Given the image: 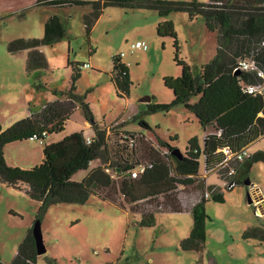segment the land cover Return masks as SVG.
<instances>
[{"label":"rangeland","instance_id":"rangeland-1","mask_svg":"<svg viewBox=\"0 0 264 264\" xmlns=\"http://www.w3.org/2000/svg\"><path fill=\"white\" fill-rule=\"evenodd\" d=\"M37 0H0V126L6 128L38 111L43 104L58 100L71 114L64 121V129L45 136L46 141L57 140L76 130L94 131L85 126L81 107L68 101L72 65L78 63L80 76L75 81V93L88 103L92 117L106 128L108 156L121 145L124 131L141 132L147 138L137 141L135 152L141 161L147 160L146 147L157 138L170 142L182 153L189 139L195 137L203 146L204 130L194 114L183 105L168 111L146 110L147 103H169L173 97L163 84L166 75L178 76L181 67L174 61L171 37L156 33L164 19L173 22L179 46V57L194 75L215 52V35L207 30L204 20L197 16L173 11L165 17L146 8L108 6L87 33L83 16L89 6H70L56 9L35 6ZM206 2L208 0H197ZM59 14L66 33L59 41L41 45L47 67L40 74L26 69L27 50L11 54L7 45L18 37L43 36L44 23L52 14ZM143 40L147 49H131L129 44ZM123 52L121 60L129 68L131 85L127 96H118L110 81L112 56ZM88 63L89 66L84 64ZM197 98L193 97L192 101ZM139 109L141 110L139 116ZM147 112H143V111ZM151 130L140 127L142 120ZM50 125V123H48ZM170 138L176 140L170 141ZM118 143V144H117ZM125 144V143H124ZM264 150V135L247 146L248 154ZM130 150V149H129ZM9 160L32 167L42 160V144L35 138L8 144ZM101 164L99 159L91 165ZM106 170L116 180L120 171L114 162ZM218 170V169H216ZM215 170V171H216ZM199 172L204 174L203 160ZM86 171H78L73 179L80 180ZM206 182L220 184L209 173ZM250 184L258 186L264 197V162H255L250 171ZM219 182V183H218ZM250 184L222 189L223 201L209 199L205 204L203 249L184 250L181 241L193 225L190 209L155 213L153 226H140V216L129 208L142 212L141 206L124 203L120 195L111 198L91 194L84 203L57 202L47 206L38 219L46 252L37 256L36 264H49L46 257H54L58 264H210V256L217 264H264V242L243 238L251 225H264V212L259 208ZM189 187V186H188ZM111 189L106 193L109 196ZM39 203L23 191L0 183V260L9 263L17 246L33 225ZM125 207V208H123Z\"/></svg>","mask_w":264,"mask_h":264},{"label":"trees","instance_id":"trees-1","mask_svg":"<svg viewBox=\"0 0 264 264\" xmlns=\"http://www.w3.org/2000/svg\"><path fill=\"white\" fill-rule=\"evenodd\" d=\"M44 5L56 9L89 6L82 20L87 33L108 6L151 9L161 17L173 11H182L188 14L189 20L201 16L207 30L214 33L216 45L212 57L194 75L190 66L179 57L173 22L164 19L156 27L158 36L172 38L174 61L181 67V73L163 77L164 86L173 93L171 101L144 103L146 110L166 112L170 107L181 104L194 114L204 130L203 146H199L197 138L189 139L181 158L171 152L174 145L157 138L156 144L146 147L147 160L141 161L135 149L137 141L145 136L141 132L123 130V142L121 145L117 143L118 150L113 152L114 156L110 159L106 128L93 119L88 103L75 93V81L80 76L78 63L72 65L68 101L77 103L86 120L91 123L94 135L90 142L86 141L83 130L73 131L56 141L45 142L46 134L64 129V121L72 113L58 100L43 104L38 111H30L26 117L6 128L0 126V182L24 191L39 203L34 222L51 204L84 203L91 194L116 201L110 197L116 194L121 196L124 203L142 207V212L129 208L140 216V226H153L156 212L187 210L178 199L181 190L203 192L216 187L215 184H206L205 177L200 174L201 158L205 171L214 170L227 157L225 148L229 149V154H234L247 149L251 142L264 135V0H37L35 3L37 7ZM65 33L61 17L54 13L44 23L42 37L12 39L7 49L11 54L27 50L26 69L38 76L47 67L46 58L39 47L59 41ZM244 60L249 61L252 68H240ZM109 76L117 95L127 96L132 82L129 68L121 60L120 54L112 56ZM250 85H261L262 88L249 91ZM193 97L197 99L192 101ZM140 112L139 109L136 115L139 116ZM139 125L151 130L143 119ZM31 137L43 142L42 161L30 168L8 164L4 156L5 144ZM172 140L176 138H170ZM96 159L101 164L91 165ZM257 161L264 162V150H256L239 161H228L229 166L235 168L231 178L236 185L244 184L252 165ZM108 162H114L120 168L116 180L106 170ZM143 164L144 169L133 176L132 171ZM82 170L86 174L80 180L73 179ZM108 189L112 190L109 196L106 194ZM209 199L222 202L223 192L213 190L210 198L202 197L192 206V229L180 243L184 250L200 252L204 247L205 220L208 218L205 204ZM243 238L264 242V225L248 226ZM37 256L31 226L17 246L12 261L4 263L0 260V264H36ZM45 259L49 264H58L54 257ZM210 264H217L212 256Z\"/></svg>","mask_w":264,"mask_h":264},{"label":"built area","instance_id":"built-area-1","mask_svg":"<svg viewBox=\"0 0 264 264\" xmlns=\"http://www.w3.org/2000/svg\"><path fill=\"white\" fill-rule=\"evenodd\" d=\"M131 49H147V44L145 43V41L143 40H136L134 42H131L129 44ZM123 55V52H120V56ZM85 66H89L88 63L84 64ZM240 68L243 69H249L252 68V64L247 61L244 60L240 63ZM260 88H262L261 85H250L248 86V90L249 91H253V90H259ZM34 138V137H31ZM86 141L90 142L91 141V137L87 136L86 137ZM224 151L228 154L227 157L225 158L223 163H219L215 166L214 171L216 170L214 173L216 174V176L218 177V179H220V184L216 185V187H213L211 190H205V191H199V190H181L178 194V199L180 201L181 206L184 209H190L192 208V206L199 202L201 200L202 197L204 198H210L211 192L213 190H217L219 192H222V189H232L236 186L235 181L233 180V178H231L234 173H235V168L233 165L228 164L229 160H242L243 158H245L248 154L247 149L244 148L234 154H229V149L225 148ZM145 165H139L138 169L133 170L132 171V175L136 176L137 173L139 171H142L144 169ZM228 167V168H227ZM207 172V171H205Z\"/></svg>","mask_w":264,"mask_h":264},{"label":"crops","instance_id":"crops-1","mask_svg":"<svg viewBox=\"0 0 264 264\" xmlns=\"http://www.w3.org/2000/svg\"><path fill=\"white\" fill-rule=\"evenodd\" d=\"M59 15V14H58ZM85 122V126L86 127H92L91 126V123L88 121V120H85L84 121ZM83 130V129H82ZM63 131V130H62ZM83 132H84V134L86 135V137L87 136H89V137H91V136H93L94 135V131H89V132H86L85 130H83ZM71 133V132H70ZM50 133H48V134H46V135H49ZM66 134H69V133H66ZM66 134H64V135H66ZM63 135V136H64ZM62 136V137H63ZM61 137V138H62ZM61 138H59V139H61ZM59 139H57V140H59ZM22 140H25V139H22ZM22 140H14V141H11V142H8L7 144H5V146H4V151H5V147L8 145V144H11V143H15V142H20V141H22ZM51 141H56V140H50V141H46L45 140V142H51ZM41 144H42V147H43V142L42 141H39ZM4 156H5V160H6V162L8 163V164H10V165H17V166H20V167H23V168H30L29 166H26V165H24V164H19V163H17V162H13L12 160H9L8 159V156L6 155V153L4 152ZM42 159H43V151H42ZM42 161V160H41ZM215 171L214 170H209V171H207V172H205V170H204V174H202V173H200L202 176H206L207 174H209V173H213V174H215L214 173ZM216 175V174H215ZM216 178H217V180L218 181H221L220 179H218V177L216 176ZM205 180H206V178H205ZM1 183V182H0ZM219 183V182H218ZM1 184H4V183H1ZM206 184H207V182H206ZM6 185V184H5ZM215 185H219V184H215ZM6 186H8V187H11V186H9V185H6ZM250 187H251V189L253 190V195H254V197H255V199L256 200H258V202H260V205H259V208L262 210L261 212H264V197L261 195V193H260V188L258 187V186H255V185H253V184H250ZM13 188V187H12ZM14 189H16V188H14ZM22 191V190H21ZM24 192V191H23ZM25 193V192H24ZM26 194V193H25ZM27 195V194H26ZM209 201V200H208ZM190 210H191V208H190ZM215 259V258H214ZM215 261H216V259H215Z\"/></svg>","mask_w":264,"mask_h":264},{"label":"water","instance_id":"water-1","mask_svg":"<svg viewBox=\"0 0 264 264\" xmlns=\"http://www.w3.org/2000/svg\"><path fill=\"white\" fill-rule=\"evenodd\" d=\"M148 101H150V97L149 96L143 97L141 99V102L147 103ZM171 152L174 155H176L177 157H179V158H181L183 156L182 151L178 147H174ZM117 170L120 171V168L118 167ZM244 184H246V185L250 184L249 178H247L244 181ZM32 234H33V237H34V240H35V246H36L37 254L39 255V254L45 253L46 252V247H45V245L43 243V240H42L39 220L34 222V224L32 225Z\"/></svg>","mask_w":264,"mask_h":264}]
</instances>
